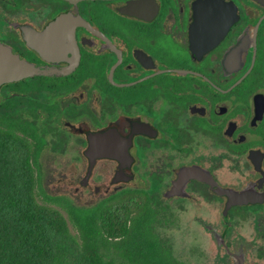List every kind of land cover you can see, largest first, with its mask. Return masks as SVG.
I'll use <instances>...</instances> for the list:
<instances>
[{
	"label": "flooded vegetation",
	"instance_id": "flooded-vegetation-1",
	"mask_svg": "<svg viewBox=\"0 0 264 264\" xmlns=\"http://www.w3.org/2000/svg\"><path fill=\"white\" fill-rule=\"evenodd\" d=\"M0 46L37 70L0 106L42 180L68 164L83 206L127 193L210 264H264V0H0Z\"/></svg>",
	"mask_w": 264,
	"mask_h": 264
},
{
	"label": "trees",
	"instance_id": "trees-1",
	"mask_svg": "<svg viewBox=\"0 0 264 264\" xmlns=\"http://www.w3.org/2000/svg\"><path fill=\"white\" fill-rule=\"evenodd\" d=\"M25 124L14 105L0 106V152L11 148L24 154L19 175L0 165V264H66L54 216L59 209L77 233L81 264H185L161 235L171 227L149 203L119 193L82 207L48 194L39 160L43 145ZM127 203L135 206L122 213Z\"/></svg>",
	"mask_w": 264,
	"mask_h": 264
},
{
	"label": "rangeland",
	"instance_id": "rangeland-1",
	"mask_svg": "<svg viewBox=\"0 0 264 264\" xmlns=\"http://www.w3.org/2000/svg\"><path fill=\"white\" fill-rule=\"evenodd\" d=\"M23 161V152L15 151L11 148H5L0 152V165H4V167L8 169V172H17L19 175L23 168ZM52 165L53 166L48 170V167L46 168L43 163L44 176L42 184L48 194L53 196L65 194L71 195L75 203L80 206L85 205L94 198L91 195L75 194L73 188L67 186L68 178L70 179L73 176L68 164L62 166V164L53 163ZM53 167H58L60 172L54 173L52 171L53 173L48 177V174L51 172V169L53 170ZM102 169L103 166L100 164L96 170L97 173ZM78 176L79 175H77V177ZM133 206H135V204L127 203L122 207L121 212L125 213L127 209H130ZM57 211L59 213L54 214V216L56 222L59 223L60 231L58 232V238L61 240L63 246L60 256L64 258L66 264H81V249L79 239L76 235L77 233L71 225L66 212L60 209ZM161 232V235L165 239L167 238L170 240L173 254L179 262L185 264H210L207 261L208 259L203 257L202 249L198 245L200 244V242H198L199 238L194 233L182 229L179 231L178 228H168Z\"/></svg>",
	"mask_w": 264,
	"mask_h": 264
},
{
	"label": "water",
	"instance_id": "water-1",
	"mask_svg": "<svg viewBox=\"0 0 264 264\" xmlns=\"http://www.w3.org/2000/svg\"><path fill=\"white\" fill-rule=\"evenodd\" d=\"M36 72L37 70L33 65L24 62L18 56L14 55L10 50L0 46V87L4 83L17 81L23 77L33 75ZM95 150V143L94 141H91L90 147L87 151V155L91 160L87 178L90 176L96 165V159L102 156L112 157L111 154L102 155L97 153Z\"/></svg>",
	"mask_w": 264,
	"mask_h": 264
}]
</instances>
